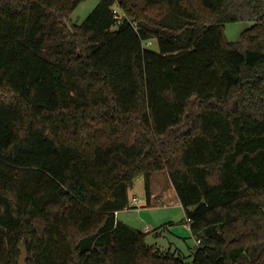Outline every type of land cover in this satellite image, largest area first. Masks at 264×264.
Masks as SVG:
<instances>
[{"label": "trees", "instance_id": "1", "mask_svg": "<svg viewBox=\"0 0 264 264\" xmlns=\"http://www.w3.org/2000/svg\"><path fill=\"white\" fill-rule=\"evenodd\" d=\"M83 1L0 0V264H264V0ZM161 171L191 260L117 218Z\"/></svg>", "mask_w": 264, "mask_h": 264}, {"label": "rangeland", "instance_id": "2", "mask_svg": "<svg viewBox=\"0 0 264 264\" xmlns=\"http://www.w3.org/2000/svg\"><path fill=\"white\" fill-rule=\"evenodd\" d=\"M100 0H84L71 14V22L80 24L95 8ZM116 10H120L117 5ZM251 21L230 22L225 26V34L229 41H238L241 32L252 26ZM144 47L153 51H158V42L152 39L150 44L144 43ZM154 179L166 181V171L156 172ZM128 196L130 201L133 197H138L137 207L125 208L119 211L117 218L134 228L144 231L146 227L150 228L146 237V242L150 245H156L163 249L172 247L179 248L187 256L188 260L192 259V254L197 246V240L191 235L184 236L177 228L186 227L185 209L182 205L168 204V200L160 201L161 196L156 198L155 206H146L147 193L141 175L134 179L133 186L129 189ZM169 223H172L171 225ZM186 225V226H185ZM165 226V227H164ZM158 232V233H156Z\"/></svg>", "mask_w": 264, "mask_h": 264}, {"label": "crops", "instance_id": "3", "mask_svg": "<svg viewBox=\"0 0 264 264\" xmlns=\"http://www.w3.org/2000/svg\"><path fill=\"white\" fill-rule=\"evenodd\" d=\"M155 176L156 175L154 174L153 177H152V182H151V186H150L151 195H150L149 199H148V197H146L147 198L146 206H155V204H152V203H155L156 198L159 197V196L162 197V199L160 201H162L164 203H165V201L168 200V202H167L168 204L182 205V203H181V201H180V199H179V197H178V195L176 193L174 184L172 183V181L170 180V178L168 176V173L166 172V178L167 179H166V181L164 183H163V181L161 179H160L161 183L159 182V180L154 179ZM143 181H144V177H143ZM144 186H145V183H144ZM132 201H133V199L130 201V198H129V203H131ZM138 201L139 200H137V202ZM118 214H119V212L117 213V215ZM185 218H186V213H185ZM184 221H185V224L187 226L185 225L186 227L177 228V229L180 230L181 234L186 236L185 238H187V235L193 236L189 222L186 219ZM144 231L150 232V228L146 227ZM156 233H158V232H156ZM169 248L172 249V247H169ZM172 250H177L178 252H182V251H180L181 249H179V248H175V249H172Z\"/></svg>", "mask_w": 264, "mask_h": 264}, {"label": "water", "instance_id": "4", "mask_svg": "<svg viewBox=\"0 0 264 264\" xmlns=\"http://www.w3.org/2000/svg\"><path fill=\"white\" fill-rule=\"evenodd\" d=\"M20 251H21V255H20L18 264H30L28 262V250H27L26 245H22L20 248Z\"/></svg>", "mask_w": 264, "mask_h": 264}, {"label": "built area", "instance_id": "5", "mask_svg": "<svg viewBox=\"0 0 264 264\" xmlns=\"http://www.w3.org/2000/svg\"><path fill=\"white\" fill-rule=\"evenodd\" d=\"M133 25L136 26V23H133ZM145 43L150 44V43H151V40H149V41H147V42H145ZM137 200H138V198H137V197H134V198H133V201H132L131 203H129V206H128V207H129V208L137 207V206H136ZM199 242H200V241L198 240L197 243H199Z\"/></svg>", "mask_w": 264, "mask_h": 264}]
</instances>
